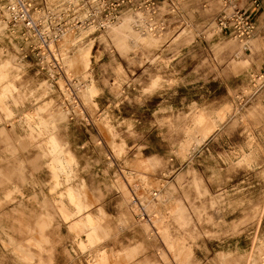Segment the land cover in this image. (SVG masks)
I'll return each mask as SVG.
<instances>
[{
  "label": "rangeland",
  "instance_id": "1",
  "mask_svg": "<svg viewBox=\"0 0 264 264\" xmlns=\"http://www.w3.org/2000/svg\"><path fill=\"white\" fill-rule=\"evenodd\" d=\"M160 7L163 29L128 10L74 27L72 96L0 25V264H264V90L251 86L264 32L245 50L218 30L216 0ZM51 139L69 178L53 173ZM69 188L86 207L67 221ZM160 188L138 218L131 193Z\"/></svg>",
  "mask_w": 264,
  "mask_h": 264
},
{
  "label": "built area",
  "instance_id": "2",
  "mask_svg": "<svg viewBox=\"0 0 264 264\" xmlns=\"http://www.w3.org/2000/svg\"><path fill=\"white\" fill-rule=\"evenodd\" d=\"M163 1L0 0V25L5 28L7 34L10 32V37L17 42L18 55L22 60H29L32 65H36L39 72L46 71L49 74L54 72V75L65 73L63 89L72 96L71 82L66 71V56L71 54L68 50H64L62 45L76 32L74 27L95 24L97 22L95 18L104 14L105 19L100 18L98 24L100 28H106L118 20L124 10H128L149 14L150 18L143 21L147 29H163L166 23L164 21L155 23L154 17H151L156 13L159 14L158 9L161 8ZM216 2L219 5L216 16L218 30L248 50L251 39L258 32H264V26H259L257 18L262 8L260 0H250L247 6H244L241 0H216ZM172 7L175 9L174 5ZM251 86L254 94L264 90V68L251 76ZM73 104H76L74 108L77 107L78 101L75 100ZM74 115L73 111L70 112L72 120L76 117ZM84 119H87L85 115ZM161 190V188L155 190L148 196L131 193V205L134 210L137 209L138 218L144 220L151 216L149 206L157 203Z\"/></svg>",
  "mask_w": 264,
  "mask_h": 264
},
{
  "label": "crops",
  "instance_id": "3",
  "mask_svg": "<svg viewBox=\"0 0 264 264\" xmlns=\"http://www.w3.org/2000/svg\"><path fill=\"white\" fill-rule=\"evenodd\" d=\"M241 3L244 5V6H247L250 4V0H241ZM4 69L3 67L0 68V73L3 74L4 73ZM228 109H225L223 112L220 113V118L222 119V114L224 113L225 115L227 114L226 111ZM46 126H47V123H45ZM49 149H50V152L54 158L53 160V165H52V170H53V173L56 177L59 176V174H65L67 176V178H69L71 175H70V172L68 171V169L70 168L69 167V162H68V159H67V156H65V152L62 148V146L60 145V143L58 142V140L56 139H51L49 141ZM67 198L71 201V203L74 205V202L76 203L75 207H76V211H75V214H70L68 213L64 208L62 209L63 211V215L65 217V219L68 221L71 217H76L78 215H80L83 211H84V207H86L82 202H81V196L78 195L75 190H73L72 188H69L68 189V194H67ZM85 201V200H84ZM80 210H82V212L80 213ZM90 217V216H88ZM87 217V218H88ZM87 220V219H86ZM83 222V221H81ZM80 222V223H81ZM77 225V229L80 230L82 229L85 225L84 224H80ZM90 224V220L88 222ZM86 223V224H88ZM91 241L94 243L95 242V237H93V234L89 236Z\"/></svg>",
  "mask_w": 264,
  "mask_h": 264
},
{
  "label": "bare ground",
  "instance_id": "4",
  "mask_svg": "<svg viewBox=\"0 0 264 264\" xmlns=\"http://www.w3.org/2000/svg\"><path fill=\"white\" fill-rule=\"evenodd\" d=\"M224 115H225V114L223 113V114H222V117H223ZM198 124H199V123H198ZM201 124H202V122H201ZM203 124H204V123H203ZM199 125H200V124H199Z\"/></svg>",
  "mask_w": 264,
  "mask_h": 264
}]
</instances>
